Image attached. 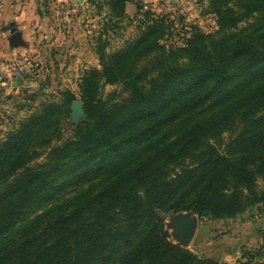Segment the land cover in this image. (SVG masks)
<instances>
[{"label": "trees", "instance_id": "trees-1", "mask_svg": "<svg viewBox=\"0 0 264 264\" xmlns=\"http://www.w3.org/2000/svg\"><path fill=\"white\" fill-rule=\"evenodd\" d=\"M107 1L121 17L128 2L142 7ZM208 1L212 33L190 27L182 45H165L175 22L148 11L137 38L101 54V70L81 78L86 121L43 163L33 164L61 140L66 102L41 104L6 134L0 264H222L171 243L165 216L227 223L263 213L264 0ZM100 82L127 94L105 101ZM79 183L87 187L63 200ZM243 258L264 264L262 254Z\"/></svg>", "mask_w": 264, "mask_h": 264}, {"label": "rangeland", "instance_id": "rangeland-1", "mask_svg": "<svg viewBox=\"0 0 264 264\" xmlns=\"http://www.w3.org/2000/svg\"><path fill=\"white\" fill-rule=\"evenodd\" d=\"M19 7L27 6L39 22L46 27H54L59 34L69 33L72 41L70 52L60 59L57 70L53 73L51 55L59 53L55 47L45 46L47 51L43 53L41 61H38L36 53L26 55L23 60H13L5 63L9 68H15L21 72L19 77L5 76L0 81V143L6 134L18 128L21 120L33 112L43 103L66 102L69 108V117L62 124V137L60 141H52L49 146L42 148L44 151L33 164L43 163L47 153L53 146L71 138L74 126L86 121L84 101L81 97V78L84 72L90 69L101 70L99 56H109L132 42L141 33L142 27L136 20V15L119 16L111 10V4L107 0H9ZM140 5H148L151 14L155 16H168L175 22V28L165 41V45H182L184 39L190 34V27H197L205 33L214 32L216 21L209 10L208 0H140ZM53 25V26H52ZM46 27L41 31L42 42L46 45L48 40ZM10 24L2 26L1 30L10 34ZM70 28V32L69 31ZM37 30V29H36ZM32 36L37 37V33ZM11 34L9 35L10 38ZM37 40V39H36ZM8 48H23L30 43L24 40L23 45L10 46L9 39L5 40ZM40 43V44H43ZM42 53V52H41ZM62 53V52H61ZM66 56V57H65ZM62 57V56H61ZM31 58V59H30ZM61 60H65L61 62ZM14 83V84H12ZM99 95L105 101H116L126 96L127 91L121 84H101L98 88ZM71 95L73 101H80L83 114L77 116L71 110V104L66 98ZM35 98L30 99L29 96ZM66 106V105H65ZM136 146L128 148L125 155H129ZM120 157L113 161L118 163ZM112 161V162H113ZM261 190H264L262 181L258 182ZM87 185L76 184L64 189L63 200L68 199L74 192ZM62 201V200H61ZM49 207V206H48ZM44 208V207H43ZM43 208L38 210L31 218L40 215ZM195 215V214H194ZM199 226L195 237L189 246L184 247L194 252L199 258L211 259L222 264H243L245 254L264 255V211L262 214L236 220L227 223H215L207 219L195 216ZM171 215L165 216V229L168 240L175 244L172 238ZM21 232V227L14 231ZM105 264V263H104Z\"/></svg>", "mask_w": 264, "mask_h": 264}, {"label": "crops", "instance_id": "crops-1", "mask_svg": "<svg viewBox=\"0 0 264 264\" xmlns=\"http://www.w3.org/2000/svg\"><path fill=\"white\" fill-rule=\"evenodd\" d=\"M26 9L30 10L27 6L19 7L16 3H13L9 0H0V74L3 76H5L4 71L10 69V65H5V63L12 62L13 60H23L26 55H29L30 57L35 55L30 53L35 52L36 56L34 58H37L38 61H41V58L44 57L43 53L47 51L44 49L45 46L55 47L57 51L62 52L54 53L53 56L51 55L50 57L52 63L51 71L55 73L57 66H59V64H57L58 61L60 59H64L63 54L65 53L66 55L70 52V50L72 51L69 44L72 41V38L70 35H68L69 33H64L61 35L56 30L54 31V27L44 26L39 22V18L35 17L33 13H31L30 16L29 11H26ZM125 14L128 16H133L134 14L137 15V8L134 2H128L126 4ZM8 23L11 26L10 34L13 33L12 30H14V32H19L21 34L23 43L24 40L26 42L31 40L30 43H26L23 48L9 49L5 40L9 39L10 34L1 30L2 26L5 27V25ZM44 27H46L47 35H49L48 40L45 42L46 45L41 40V31H44ZM35 30L38 35L36 38H32V36L35 34ZM68 32H70V28ZM64 61L65 60H61V62Z\"/></svg>", "mask_w": 264, "mask_h": 264}, {"label": "water", "instance_id": "water-1", "mask_svg": "<svg viewBox=\"0 0 264 264\" xmlns=\"http://www.w3.org/2000/svg\"><path fill=\"white\" fill-rule=\"evenodd\" d=\"M9 38L10 46L16 44L23 45L21 34L19 32H14ZM71 110L73 114L81 116L83 114L80 101H73L71 104ZM191 212H180L171 215L172 222L170 227L172 228V238L175 241V245L184 248L190 245L193 241L196 231L199 226V221Z\"/></svg>", "mask_w": 264, "mask_h": 264}, {"label": "built area", "instance_id": "built-area-1", "mask_svg": "<svg viewBox=\"0 0 264 264\" xmlns=\"http://www.w3.org/2000/svg\"><path fill=\"white\" fill-rule=\"evenodd\" d=\"M150 11V8L148 5H142L141 9L138 11L137 15H136V20L137 21H141L144 19V15L146 14V12ZM5 76H15V77H19L21 75V72L19 70H16L15 68H11L7 71H4ZM3 75L0 74V81L5 77Z\"/></svg>", "mask_w": 264, "mask_h": 264}]
</instances>
